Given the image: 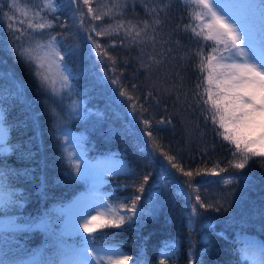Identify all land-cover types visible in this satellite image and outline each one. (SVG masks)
<instances>
[{
	"label": "trees",
	"instance_id": "trees-1",
	"mask_svg": "<svg viewBox=\"0 0 264 264\" xmlns=\"http://www.w3.org/2000/svg\"><path fill=\"white\" fill-rule=\"evenodd\" d=\"M229 1L246 2L247 17L260 45L264 22L260 0ZM55 2L57 11L50 13L43 9L42 0H17L19 11L28 14H16L13 23L23 21L17 26L30 32L29 21L43 22L33 17L36 10L53 21V27L36 39L46 42L50 35L56 36L70 87H62V80L54 88L50 82L42 86L35 74L36 63L18 51L34 47V42L27 35L13 39L4 16L14 15L11 0H0V117L5 130L0 147L11 148L9 154L0 153V170L6 173L8 192L17 201L0 210V260L5 264H71L87 241L93 249L118 250L133 264L259 261L264 245V157H252L243 169H236L233 165L239 153L234 157L235 146L219 134L223 130L212 121L210 104L204 103L207 96L198 95L209 87L208 56L219 55L213 52L214 41L192 31H200L199 25L207 22L195 19L199 9L186 0H116L118 7L113 8L111 19L92 21L86 16L82 27L72 0ZM90 4L104 11L113 0H90ZM81 8L87 13L86 6L81 4ZM156 18L159 25L154 24ZM121 21L124 30L129 22L142 29L148 21L147 35L142 32L137 38L141 42L133 43L125 38L124 30L118 36H96L86 30L89 22L115 26ZM89 34L115 58V65L108 56H97L101 49L93 46ZM114 78L133 97L131 102L120 95V88L111 82ZM211 87L215 92V85ZM145 119L155 139L148 136ZM68 129L84 135L88 162L114 156L127 163L129 170L109 174L101 189L118 207H130L129 197L140 196L138 213L131 220L127 208H120L126 214L120 227L98 228L89 235L63 232L62 212L91 194L90 180L69 157ZM161 153L174 157L173 163L191 171L192 177L171 168ZM149 173L140 193L138 186ZM221 177L233 182L225 184ZM189 179L192 187L181 188ZM196 195L206 204L223 207L220 211L200 209L202 216L192 224L191 204ZM37 224L42 226L32 227ZM201 224L208 227L201 228ZM245 250L248 258L242 259Z\"/></svg>",
	"mask_w": 264,
	"mask_h": 264
},
{
	"label": "snow or ice",
	"instance_id": "snow-or-ice-1",
	"mask_svg": "<svg viewBox=\"0 0 264 264\" xmlns=\"http://www.w3.org/2000/svg\"><path fill=\"white\" fill-rule=\"evenodd\" d=\"M77 5V13L80 17L81 26H84V20L86 16H91L92 21L101 20L103 17L113 16V8L118 7L116 0H113L111 6H106V10L101 11L99 8H95L90 4V0H72ZM188 4H194L198 12L195 13V19L204 21L207 18L206 23L199 25L200 31L192 28L195 35L201 36L205 40L214 41L216 47L213 48V52H218L219 55H209L208 66L210 68L208 75L209 87L204 90V93H200L201 97L207 96L204 100L205 104H210L209 111L213 113L212 121L214 124L218 123L219 129L223 131L219 134L222 135L225 141L235 146V152L233 156L236 157L237 153L240 155V159L234 163L236 169H243L252 157H264V22L261 24V44L257 48L254 46L253 41L249 37L247 29L237 20L235 16H232L221 0H186ZM43 9H47L50 13L57 11V5L55 0H42ZM81 4L87 7V13L81 8ZM260 15L262 21H264V0H260ZM10 12L14 15L4 13V16L8 18V30L12 34L14 40H21L25 35L34 42V47L19 48L18 51L20 56L26 58L28 61L36 63V76L41 79L42 86L45 82H50L54 88L55 81H50V77L46 72H51L52 66L55 65L59 71L62 87H70L69 75L65 74V69L62 67L64 62V56L61 55L58 50V41L56 36H49V39L45 42L40 39H36L37 35L43 36V30L50 29L53 27V21L48 20L40 16V10H36L33 13V17H39L43 22L33 23L28 22L27 28L30 32H25L17 25L23 23V21H17L13 23L15 15L27 16V11L21 13L19 11L17 0H11L9 4ZM156 9H151L150 12H156ZM163 11V9H160ZM122 15V13H118ZM161 23L159 18L154 20L155 25ZM124 30V23L121 21L119 24L113 26L109 24L95 25L89 22V27L86 28L89 32H95L96 36L104 35H119L121 30H124L125 38H131V42L140 43L137 38L141 36L143 32L147 35V29L149 22L144 21V27L142 29H136L135 25H131ZM66 25H61L65 27ZM186 29L190 25L185 26ZM99 29V30H97ZM133 29L135 34L133 35ZM205 29L207 33L205 34ZM18 33V34H17ZM88 39L92 42L96 49H101L99 41L95 40L91 34L88 35ZM151 40L155 41V36L150 37ZM123 43V42H122ZM219 45H223V49H219ZM227 53V55H224ZM70 54V53H68ZM97 56H108L109 61L115 65V58L108 55L106 50L97 51ZM160 63V61H157ZM46 71H41L45 69ZM113 84L120 88V95L126 96L128 101L131 102L133 97L128 95L127 91L123 89L119 84L118 79H112ZM212 85H215V92H213ZM200 85L197 84V88ZM135 88V85H133ZM143 108V105L140 106ZM132 109L135 112L137 105L132 104ZM146 126V131L151 139H155L152 132L149 129L150 122L145 119L143 120ZM5 130L0 128V144L3 143V135ZM154 149H158L159 145L153 144ZM11 148L4 144L0 147V153L9 154ZM164 158L168 161L171 168L181 172L185 177H192L191 171H184L182 167H178L177 164L173 163L174 157L168 156L166 153H161ZM79 170V165H76ZM199 174V173H197ZM218 175L217 173H212ZM149 174L143 176V183L138 186L140 193L144 192V184H147ZM225 184L233 182L231 178L225 179L221 177ZM187 185L188 188L192 187V181L185 180L181 185ZM7 193V195H5ZM12 193L8 192L6 184V173L0 170V210H7L10 205L16 204L17 201L12 198ZM131 199V206L127 204H120L119 208H127L128 213L127 219L131 220L138 213L136 207L140 200L139 195H133L129 197ZM191 200V196H189ZM103 207L110 213V218L104 219L103 214L97 213L95 216H91L90 219H84L83 224H78V227H82L84 232L92 233L97 227H120L125 222V215L120 214L118 209H113L111 205L104 204ZM223 206H215L206 204L202 201L199 195H196L195 202L191 204V216L190 223L195 224L196 219L202 216L200 209L214 208L215 211H220ZM227 211V209H224ZM87 215V214H85ZM118 217V219H117ZM103 220L100 225H94L97 220ZM42 224L32 225V227H40ZM208 225L201 224V228H206ZM88 254H91L96 264H126L129 257L114 250L112 254L100 256L96 250L90 249L88 242H84L82 249L78 250V259L72 261L71 264H91L88 259ZM259 261H254L253 264H264V245L261 246L259 252ZM247 250L242 253V259H247ZM0 264H5L4 261L0 260ZM54 264V262H49ZM60 264H69L67 261H61ZM160 264H163L161 260Z\"/></svg>",
	"mask_w": 264,
	"mask_h": 264
},
{
	"label": "rangeland",
	"instance_id": "rangeland-1",
	"mask_svg": "<svg viewBox=\"0 0 264 264\" xmlns=\"http://www.w3.org/2000/svg\"><path fill=\"white\" fill-rule=\"evenodd\" d=\"M227 11L235 16L237 20H240L244 27L247 29L249 37L253 41L255 47H259V43L256 38L253 22L247 17V6L246 2L243 1L238 5H235L232 1L221 0ZM207 21V18H206ZM227 55V53H224ZM47 64L45 69L46 71ZM50 77V81L54 80L59 82L61 80L59 71L56 69L55 65L52 66L51 72H46ZM0 128H2V122L0 117ZM83 134L80 132L68 129L66 135V144L67 150L69 153L70 159L76 164L79 165V172L81 175L85 176L89 181L90 188L93 189L94 194L90 196H81L78 198L73 206H70L62 212L64 217V229L63 232L67 235H79V234H91L84 232L82 227H78V224H83L84 219H90L91 216L97 215V213L103 214L104 219L110 218V213L103 207L104 204L111 205L113 209H118L120 214H124L123 211L118 207L113 205L106 197L100 194L102 187L108 181V175L113 172H122L128 171L129 167L123 158H118L110 156L105 160H101L98 163H90L85 157V151L82 146ZM87 214V215H85ZM118 219V217H117ZM103 220H97L94 222V225H100ZM101 228L97 227L96 229ZM100 256H107L112 254L113 250L105 249L96 251ZM88 259L91 261V264H96V261L93 259L91 254H88ZM257 261V260H255ZM258 262V261H257ZM128 260L126 264H128Z\"/></svg>",
	"mask_w": 264,
	"mask_h": 264
}]
</instances>
